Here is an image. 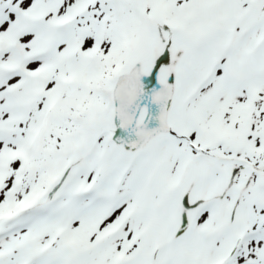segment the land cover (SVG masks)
<instances>
[{
	"label": "snow or ice",
	"instance_id": "6c2138e0",
	"mask_svg": "<svg viewBox=\"0 0 264 264\" xmlns=\"http://www.w3.org/2000/svg\"><path fill=\"white\" fill-rule=\"evenodd\" d=\"M0 264H264V0H0Z\"/></svg>",
	"mask_w": 264,
	"mask_h": 264
}]
</instances>
